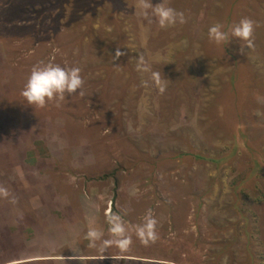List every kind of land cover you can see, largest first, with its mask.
<instances>
[{"label": "rangeland", "instance_id": "374dc122", "mask_svg": "<svg viewBox=\"0 0 264 264\" xmlns=\"http://www.w3.org/2000/svg\"><path fill=\"white\" fill-rule=\"evenodd\" d=\"M139 2L0 0V264H264V0H151L184 13L165 28ZM46 63L82 88L28 105Z\"/></svg>", "mask_w": 264, "mask_h": 264}, {"label": "clouds", "instance_id": "9594fccd", "mask_svg": "<svg viewBox=\"0 0 264 264\" xmlns=\"http://www.w3.org/2000/svg\"><path fill=\"white\" fill-rule=\"evenodd\" d=\"M139 8L141 14L148 15V10H151L152 15L157 18V23L161 28L169 27L177 23L183 24L185 17L183 12H178L171 7L157 6L153 7L151 0H140ZM253 23L249 19H241L234 24L231 29V37L237 38L245 42L244 46H252ZM208 37L216 43H222L229 40V34L222 30V25L215 24L208 29ZM142 64V59L140 60ZM138 70H143L138 65ZM154 81L159 85L161 81L160 73L152 74ZM84 81L80 76L79 67H63L61 65L46 63L35 66L27 78L24 85L22 96L28 105H36L43 107L47 101L54 97L58 100H63L65 94L71 95L82 88ZM163 86L160 91L163 92ZM0 195L7 196L6 190L0 189ZM111 231L118 237L117 245L121 250H126L130 244V239L125 235L126 229L119 215L109 217ZM156 221L152 216L151 210L145 214L143 222L137 226L136 234L145 243L149 240H155ZM102 233L96 230H90L85 234V239L88 240L90 247L98 248V251L103 253L108 246V242L102 241ZM97 241H101L97 245Z\"/></svg>", "mask_w": 264, "mask_h": 264}, {"label": "crops", "instance_id": "0c3cea01", "mask_svg": "<svg viewBox=\"0 0 264 264\" xmlns=\"http://www.w3.org/2000/svg\"><path fill=\"white\" fill-rule=\"evenodd\" d=\"M52 259H55V260H56V259H59V258H52ZM129 259H130V258H129Z\"/></svg>", "mask_w": 264, "mask_h": 264}]
</instances>
